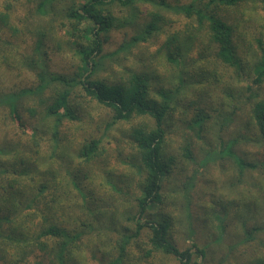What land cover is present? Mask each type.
<instances>
[{
  "label": "trees",
  "instance_id": "1",
  "mask_svg": "<svg viewBox=\"0 0 264 264\" xmlns=\"http://www.w3.org/2000/svg\"><path fill=\"white\" fill-rule=\"evenodd\" d=\"M0 264H264V0H0Z\"/></svg>",
  "mask_w": 264,
  "mask_h": 264
},
{
  "label": "rangeland",
  "instance_id": "2",
  "mask_svg": "<svg viewBox=\"0 0 264 264\" xmlns=\"http://www.w3.org/2000/svg\"><path fill=\"white\" fill-rule=\"evenodd\" d=\"M11 83H13V82H11ZM199 153H198V151H197V155H198Z\"/></svg>",
  "mask_w": 264,
  "mask_h": 264
}]
</instances>
